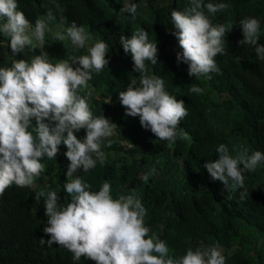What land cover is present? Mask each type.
I'll use <instances>...</instances> for the list:
<instances>
[{"label":"trees","instance_id":"obj_1","mask_svg":"<svg viewBox=\"0 0 264 264\" xmlns=\"http://www.w3.org/2000/svg\"><path fill=\"white\" fill-rule=\"evenodd\" d=\"M126 2L138 6L135 17L121 12L125 0H18L19 10L33 25L49 9L55 19L48 20L51 30L46 32L43 50L27 46L14 55L9 38L0 33V67H10L17 59L30 63L42 51L53 64L61 59L70 61L88 54V47L96 40L106 42L109 65L93 73L89 87L82 88L79 94L86 98L94 116L105 115L117 127L108 138L111 145L107 146L106 140L102 147L106 162H97L87 173L81 168L74 176L80 175L91 185V191H99L104 182L110 183L114 199L135 190L146 209L144 224L150 229L149 235L155 233L165 241L176 257L186 254L189 248L218 244L226 264H264V163L254 172L244 173L248 190L244 199L231 181L226 188L221 181H213L203 167L207 160L219 158L220 144L226 145L233 156L241 145L249 149V154L264 152V61L258 59L253 48L239 44L243 39L239 21L244 17L260 20L258 43L264 44V0H205L228 5L225 11L210 14V18L214 24L232 28L225 37L226 54L215 58L220 71L211 73V79L200 78L208 92L218 97L217 101L208 93H191L196 82L177 64L176 54L181 49L171 34V11H183L188 0ZM73 21L92 36L84 48L74 46L70 39H55L56 33L63 32ZM55 27L60 30L55 31ZM141 28L158 45V63L146 62L149 74L161 77L165 90L183 99L188 110L177 131L183 130L189 139H177L171 146L145 130L138 116H126L118 99L119 92L126 91L131 80L139 76L133 71L131 54H126L120 44V36L130 37ZM75 134L82 139L86 130ZM122 141L129 142V146ZM59 149L56 158H42L44 170L34 177L33 185L15 186L0 195V264H95L84 257L76 261L66 248L49 246L48 236L42 239L41 229L47 217L44 197L38 201L36 193L55 190L61 206L70 202L64 191L67 149L63 144ZM153 167L156 173L144 181L143 176Z\"/></svg>","mask_w":264,"mask_h":264},{"label":"clouds","instance_id":"obj_2","mask_svg":"<svg viewBox=\"0 0 264 264\" xmlns=\"http://www.w3.org/2000/svg\"><path fill=\"white\" fill-rule=\"evenodd\" d=\"M124 5L121 12L135 17L138 6L126 0ZM227 7L225 3L188 0L183 11H171V34L181 49L176 54L177 64H187L190 77L211 79V73L220 71L215 58L226 54L225 37L232 28L214 24L210 14L223 12ZM52 19L55 17L49 9L33 25L19 10L18 0H0V33L9 38L14 55L27 46L43 50L46 32L51 30L48 20ZM239 25L243 33L239 44L253 48L258 59L264 61V44L258 43L260 20L244 17ZM55 39H70L74 46L84 48L92 36L83 25L73 21L63 32H57ZM120 44L126 54H131L133 71L139 73L126 91L119 92L125 115L138 116L145 130H150L157 140L167 141L169 146L177 139L188 140L186 132L177 131L188 115L185 101L169 94L161 77L149 74L146 62L158 63L157 42L150 41L148 31L141 28L130 37L121 35ZM87 51L86 55L72 57L70 61L61 59L55 64L42 51L30 63L17 59L10 67H0V195L15 186L33 185L34 177L44 170L42 158H56L63 144L69 161L64 191L70 202L61 206L59 192L55 190H40L35 197L38 201L44 197L47 223L41 230L43 240L49 237V246L58 244L69 250L74 260L84 257L95 264H226L218 244L189 248L186 254L174 256L165 241L155 233L149 235L150 229L144 224L146 209L135 190L114 199L110 183L104 182L99 191H91V185L80 175L74 176L81 168L87 173L97 162H106L102 147L106 140L107 146L111 145L108 138L117 127L105 115L94 116L86 98L79 94L82 88L89 87L93 73H100L109 65L108 45L103 40H96ZM203 91L196 84L190 88L195 94ZM81 129L86 130L82 139L75 134ZM121 143L129 146L127 141ZM217 153L219 158L207 160L203 167L213 181H221L226 188L231 181L244 199L248 192L244 173L254 172L264 163V152L256 150L249 154V149L241 145L233 156L226 145L220 144ZM155 173L153 167L143 180Z\"/></svg>","mask_w":264,"mask_h":264},{"label":"rangeland","instance_id":"obj_3","mask_svg":"<svg viewBox=\"0 0 264 264\" xmlns=\"http://www.w3.org/2000/svg\"><path fill=\"white\" fill-rule=\"evenodd\" d=\"M58 30H60V28L55 27V31H58ZM175 44H177V43H175ZM179 66H181V68L184 70V72L188 74V65L187 64L180 63ZM190 79L193 80L194 83L196 82L195 84H197L198 86H200V87H202L204 89V91H203L204 94L208 93V94H210V97L213 98L214 101L218 100V97L216 98L213 93L208 92V89H207L206 85L205 84L203 85L200 82V78L197 80L196 77L192 76V77H190ZM263 175H264V170H263ZM220 249H221V251L223 253V248L220 247Z\"/></svg>","mask_w":264,"mask_h":264}]
</instances>
